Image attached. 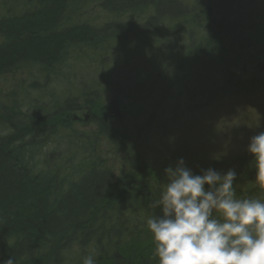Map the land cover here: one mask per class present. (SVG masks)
<instances>
[{"label": "trees", "instance_id": "16d2710c", "mask_svg": "<svg viewBox=\"0 0 264 264\" xmlns=\"http://www.w3.org/2000/svg\"><path fill=\"white\" fill-rule=\"evenodd\" d=\"M78 1L5 0L6 14L0 17V83L4 77L27 69L35 70L46 85L68 64L91 56L93 64L110 57L121 65L125 58L138 59L145 41L142 37L149 33L155 44L152 48L158 49L173 43L166 31L180 25L185 26L176 47L175 55L180 59L190 54L189 50L201 49L204 42L211 50L209 62L215 71L223 67L241 71L264 58L261 48L256 49L255 56L229 50L228 58L222 57V43L253 18L235 11L226 18L216 17L211 5L216 0H206L204 7L199 0H95L100 10L116 19L130 16L125 23L108 22L100 27L85 22L67 24V16ZM15 3L18 10L12 12ZM142 16L146 17L135 25L136 18ZM196 18L205 20V31L197 40L190 27ZM161 35L165 38L158 42ZM127 41H139L134 54L114 44ZM166 53L161 50L158 61L148 67H168L172 57ZM10 92L5 98L11 100V107L3 101L6 115L0 120V264L9 257L15 264H82V258L90 254L97 257V264H113L111 255L121 257L124 264H156L145 221L159 214L152 204L161 190L152 185L148 176L152 163L137 152V142L162 112H179L186 104L188 109L199 106H190L191 98L177 97L169 107L156 104L136 124L119 128L98 114L92 133L56 134L53 130L60 116L78 110L75 99H65L64 106H58L52 115L21 113V103H30L25 100L27 92ZM85 103L87 110L94 108L92 99ZM2 131L7 133L2 136ZM57 135L62 140L67 138L66 156L57 155L53 164L49 155L50 165L36 169L33 159L40 154L38 147H47ZM98 139L120 158L116 181L101 161L93 159ZM236 173L238 195L264 198V188L256 186L257 170L243 163Z\"/></svg>", "mask_w": 264, "mask_h": 264}, {"label": "rangeland", "instance_id": "374dc122", "mask_svg": "<svg viewBox=\"0 0 264 264\" xmlns=\"http://www.w3.org/2000/svg\"><path fill=\"white\" fill-rule=\"evenodd\" d=\"M199 1L202 7L206 6V0ZM4 3L5 0H0V17L6 14L3 13ZM98 4L99 1L95 0L78 1L67 16V24L85 22L100 27L108 22L125 23L130 18L125 15L116 19L114 15L100 10ZM211 5L212 14L219 18L228 17L231 11L253 18L236 30V36L222 43L220 48L224 59L230 55L229 50L249 57L258 54L257 48L264 50V0H216ZM12 6V12H16L18 5L15 3ZM146 16L139 20L136 18L135 25ZM204 23L203 18H196L190 25L196 40L205 31ZM184 27L180 25L166 31L168 36L172 35L173 45H164L165 48H152L155 44L148 33V37H142L145 41L138 59L125 58L121 65L116 58L110 60V57L105 62L93 64L91 56L86 61L68 64L57 76H51L46 85L43 84L44 78L37 76L35 70L24 69L4 77L5 81L0 83V120L6 115L2 105L11 107V100L5 98V94L10 91L16 94L19 91L27 92L25 100L30 103H21V113L27 111L52 115L58 106H64L62 102L65 99H75L78 110L60 116L62 118H59L53 130L56 134L69 131H74V134L92 133L98 114L104 115L108 122L119 128L129 126L143 121L156 104L162 103L169 107L170 101L177 97L184 100L186 97L193 101L190 106L199 107L188 109L186 104L182 105L179 112L172 113L171 109V113L168 110L162 112L157 122L142 133L137 142V152L152 163L153 168L148 174L152 185L162 191L167 182L165 169L175 167L181 158L194 174L207 168L220 172L229 169L236 171L243 163L250 166L252 171L256 170L247 146L251 137L264 132V58L241 71L224 67L221 71H215L209 62L211 50L204 42L201 49L189 50L191 53L180 59L181 56L175 54L181 42L179 32ZM164 38L161 35L158 42ZM138 42L114 44L134 54ZM161 50L167 51V56L172 57L168 67L158 70L156 66L148 67L152 61L154 64L158 61ZM213 58L216 59L215 56ZM88 99H92L94 105L91 110L85 107ZM6 133L2 131L1 135ZM66 140L59 139L57 135L47 147H38L40 154L33 159L36 169L44 170L50 165L49 155L53 158V164L58 161L57 155L66 156L69 151ZM93 156L97 162L103 163L113 176V181H116L120 158L111 153L103 140L98 139L94 143ZM256 181V186L264 188V181L259 177H256ZM111 258L113 264L119 260L125 263L118 255H111Z\"/></svg>", "mask_w": 264, "mask_h": 264}, {"label": "clouds", "instance_id": "9594fccd", "mask_svg": "<svg viewBox=\"0 0 264 264\" xmlns=\"http://www.w3.org/2000/svg\"><path fill=\"white\" fill-rule=\"evenodd\" d=\"M247 152L264 181V132L251 137ZM165 174L152 204L159 214L145 221L157 264H264V198L238 195L234 169L194 174L181 158ZM82 264L97 257L86 255Z\"/></svg>", "mask_w": 264, "mask_h": 264}]
</instances>
